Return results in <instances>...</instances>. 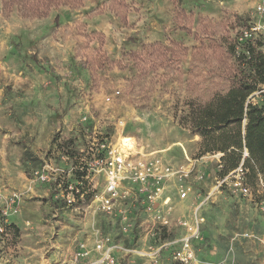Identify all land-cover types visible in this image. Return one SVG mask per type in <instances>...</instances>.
<instances>
[{
    "label": "rangeland",
    "instance_id": "374dc122",
    "mask_svg": "<svg viewBox=\"0 0 264 264\" xmlns=\"http://www.w3.org/2000/svg\"><path fill=\"white\" fill-rule=\"evenodd\" d=\"M127 3L129 11L112 0H86L27 16L17 9L7 14L0 0V188L19 195L18 213L0 231V264H92L99 256L94 244L104 236L138 251L117 252V264H182L173 259L178 243L158 263L145 252L186 234L178 219L192 221L215 185L217 160L201 155L202 137L185 117L189 100L207 98L226 83L209 73L210 51L185 53L178 71L177 59L152 54L149 45L179 40L192 48L201 44L194 32L233 36L251 24L264 51L258 11L264 0ZM177 6L187 9L192 32L182 29ZM103 143L116 151L132 148L137 157L159 155L174 167L196 162L207 176L187 181L192 193L198 190L193 205L180 198L172 178L166 188L179 198L171 201V223L156 224L132 200L134 226L122 232L121 218L104 213L96 197L106 186L95 165ZM27 149L37 163L26 161ZM248 181L256 201L223 189L200 207L205 222L201 239L193 241L197 264H264V211L256 203L263 188L254 177ZM80 242L93 251L77 260Z\"/></svg>",
    "mask_w": 264,
    "mask_h": 264
},
{
    "label": "trees",
    "instance_id": "16d2710c",
    "mask_svg": "<svg viewBox=\"0 0 264 264\" xmlns=\"http://www.w3.org/2000/svg\"><path fill=\"white\" fill-rule=\"evenodd\" d=\"M1 1L3 11L7 14L17 9L22 15L40 16L48 15L59 6L72 7L81 5L86 0ZM112 1L123 6L126 11L130 10L127 0ZM177 7V17L185 19L182 29L192 32V28L186 22L187 9ZM121 14L125 20L127 15L123 12ZM59 19L60 15L57 14L54 19L55 24ZM251 26V24L246 25L233 36H230V32L217 36L209 32H204L206 35L194 32V36L201 41V44L192 48L179 40H170L169 44L156 41L149 45V48L153 49L152 54L155 53L162 58L168 57L167 54L170 53L173 60L177 59L178 71H181V58L185 53L210 51L207 54L213 65L209 73L222 79L226 86L224 89L216 90L207 98L189 100L185 122L189 124L194 134L202 137L200 149L202 156L207 153L224 152L221 158L224 167L218 171V176H224L239 166L245 147L249 152V156L244 161L248 169L247 180L249 177H254L258 181L260 179L264 181V51L261 50L263 42L254 37H244V31L249 30ZM132 55L137 57L140 53L132 52ZM25 155L26 161L37 163L39 159L30 149L26 150ZM25 167L27 175L30 176V168L27 164ZM77 172H80V176L82 173L85 175L84 172ZM80 192L81 189L78 193ZM52 195L53 191L51 197Z\"/></svg>",
    "mask_w": 264,
    "mask_h": 264
},
{
    "label": "built area",
    "instance_id": "2783aa9c",
    "mask_svg": "<svg viewBox=\"0 0 264 264\" xmlns=\"http://www.w3.org/2000/svg\"><path fill=\"white\" fill-rule=\"evenodd\" d=\"M259 13L264 17V5L258 7ZM258 27L252 25L249 30L244 31V37H253ZM103 156L97 157L95 165L98 171L105 174V189L97 195L100 201V209L113 216L121 218V230L125 234L130 232L134 226V217L129 213L133 207L132 200L135 205L140 203L146 212L153 217L156 224L160 223L162 226H168L171 222V199L164 197L167 182L175 178L178 186V193L180 198H188L193 191V186L187 183L189 177L195 174L197 180L203 181L207 176L206 171L197 169L196 162H188V164L180 165L177 167L170 166L165 163L159 155L140 156L137 157L131 152V149L124 151H116L110 148L106 143L102 145ZM243 157L236 169L230 171L224 176L215 177V185L212 191L204 197L203 202L197 207L194 212V219L192 221H185L178 219V224L186 229L180 239L174 241L161 242L158 245H149L145 252L155 263L161 259L164 250L174 246L175 243L179 245L175 247L173 259L182 264H197L195 262V248L193 241L201 239L202 226L205 218L199 213L200 207L211 199L214 192H221L227 189L234 195H239L249 201H256L254 191L247 180L248 169L244 165L245 158L249 156L248 149L243 148ZM224 152L208 153L204 157H211L217 160L216 166L221 170L224 166L222 163V156ZM203 157V158H204ZM95 168V169H96ZM42 179L47 180L48 176L41 175ZM263 188L259 195L260 200L258 203L259 208L264 211V181L259 180ZM79 190V189H78ZM163 199V200H162ZM19 195L13 193L7 195L0 188V231L5 232L8 224H10L11 217L19 211ZM134 205V206H135ZM162 206H165L163 211ZM99 256L92 264H117L118 259L116 253L124 249L125 252H138L136 249L123 248L117 242L113 241L111 236H104L99 238L94 248ZM85 242H80L76 259L79 260L89 257L93 251Z\"/></svg>",
    "mask_w": 264,
    "mask_h": 264
},
{
    "label": "crops",
    "instance_id": "0c3cea01",
    "mask_svg": "<svg viewBox=\"0 0 264 264\" xmlns=\"http://www.w3.org/2000/svg\"><path fill=\"white\" fill-rule=\"evenodd\" d=\"M170 189H168V188H166V190H165V192H164V195H163V198L164 197H169L171 200H172V204L173 203H177V198H179V197H177V196H175V194H170ZM222 192V191H221ZM221 192H217L216 194V196L214 197V198H216ZM198 193V190H196L195 189V192H193V193H191L190 195H189V197L187 198V199H184L183 201H188V203L190 202L191 204L193 203V201H194V196H195V194H197ZM163 200V199H162ZM197 201V200H196ZM193 205V204H192ZM205 207V206H204ZM163 208H165V206H163ZM142 210V209H141ZM142 212L144 213V215H145V212H144V210H142Z\"/></svg>",
    "mask_w": 264,
    "mask_h": 264
},
{
    "label": "bare ground",
    "instance_id": "6f19581e",
    "mask_svg": "<svg viewBox=\"0 0 264 264\" xmlns=\"http://www.w3.org/2000/svg\"><path fill=\"white\" fill-rule=\"evenodd\" d=\"M130 149H132V148H130Z\"/></svg>",
    "mask_w": 264,
    "mask_h": 264
}]
</instances>
